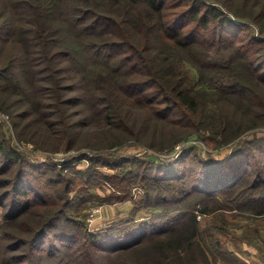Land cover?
<instances>
[{
    "label": "trees",
    "instance_id": "1",
    "mask_svg": "<svg viewBox=\"0 0 264 264\" xmlns=\"http://www.w3.org/2000/svg\"><path fill=\"white\" fill-rule=\"evenodd\" d=\"M242 1L248 4L252 0ZM2 2L7 16L0 23V38H6L7 35L20 44L17 54L11 55L8 63L0 66V76H6L5 83H0L2 99L7 102L9 96L19 89L20 92L15 94H22L29 105L18 116L25 120L34 111L43 120L41 103L35 104L31 96L42 97L46 91L50 100V115L56 118L50 139L56 144L53 148L57 150H72L80 143L82 146L90 144L98 150L90 157L92 161L111 164L115 160V155L112 157L101 154L99 139L95 134L92 135L94 141L87 139L86 131L76 134V121L68 109V99L74 96L66 95V78L63 74L64 71H70V68L79 75L85 89L79 97L74 98L75 102L87 101L92 104V111L99 116V133L120 138L121 143L128 137L144 140L143 128L147 126L144 123L159 124L162 128L167 126L172 130L174 138L171 146L195 134L198 139L221 147L240 137L248 126H264V55L261 53L260 60L255 62V52L263 40L252 34L247 41H243L234 27L242 25L237 20L243 19L245 23L244 17L251 16L263 32L264 25L261 22L264 20V0H253L248 15L239 12L238 18L235 17L237 20L234 19L233 12L238 7L233 9L232 0ZM216 2H222L224 8L215 4ZM254 5L260 6L257 11H254ZM15 59L22 60L19 66L25 77L26 88L16 81L13 83V79L8 77L12 74ZM64 62H69L71 67L63 65ZM37 74L43 77H36ZM148 88L152 90L149 91ZM123 96L135 97V101L129 102L145 110L146 118L141 119L140 123L135 120L133 112L124 109ZM4 100L0 101V105L6 109ZM26 125L22 121L20 130L25 131ZM86 126L85 124L84 128ZM256 139L257 137L236 141L237 144L232 149L233 157L223 161L225 163L206 168L203 173L199 171L198 174H201L194 178L195 181L190 184L191 189H186V192L170 181L183 182L186 174L184 170L152 176L137 166V169L132 170L136 172L132 176L142 175L143 180H152L150 187L156 202L161 204L174 200L172 191L186 194L191 190L192 193L200 192L217 197V194L237 190L236 187L246 179L247 159L240 158L236 161L235 157L243 156L242 153L253 144L264 150V139ZM37 143L41 148H46V143ZM0 154L4 161L0 172L13 165L18 166L10 181L12 190L0 194L2 207L7 206L5 201L11 196L10 206L3 215L5 230L31 210L33 205L29 192H32L35 200H42V204L49 200H43L44 197L31 187L25 177L27 155L15 149L7 139H0ZM153 158L151 156L148 159L152 164ZM148 160L143 163L149 164ZM262 173L264 168L257 172L255 185L249 183L221 202H236L238 207L249 204L252 212L263 214L264 204L254 205L259 200L255 190L260 187L259 193L264 200ZM48 178L46 185L53 184ZM12 192L14 196L11 195ZM44 194L47 195V192L44 191ZM179 198L177 195L176 200ZM251 204L260 207H252ZM167 211L163 209L155 215L150 214L148 219L140 218L116 236L106 233L105 237L113 236L112 239L118 243L121 240L118 245L120 249L112 250L129 251L127 248H137L148 241L161 240L151 244L152 248L139 253L147 250L151 253L150 258L146 261L139 259V263L199 264L201 257L210 261L209 253L215 264H253L222 246L205 249L202 242L205 233L202 234L199 225H196V212L188 218L186 224L176 225L177 217ZM51 216L28 241L31 247L28 257L31 254L30 259L37 261V264H67L65 259H68L66 256L71 251L57 250L55 243L56 238L61 237L60 234H53L55 237L51 239L45 255L38 253L42 237L60 215ZM153 216L154 219L151 220ZM208 235L213 234L208 232ZM196 236L200 237L201 242L195 239ZM3 238L4 233L0 235V264H5L4 259L8 258H5L7 249ZM255 242L258 244L257 240ZM133 250L132 252H136V249ZM24 257H27L26 254L19 256ZM133 263L127 261L125 264Z\"/></svg>",
    "mask_w": 264,
    "mask_h": 264
},
{
    "label": "rangeland",
    "instance_id": "2",
    "mask_svg": "<svg viewBox=\"0 0 264 264\" xmlns=\"http://www.w3.org/2000/svg\"><path fill=\"white\" fill-rule=\"evenodd\" d=\"M252 3L253 0L248 4H245L242 0H232L231 6L233 9L238 7L236 11L233 10L234 19L237 20L235 17L238 16L237 13L239 12L248 15L252 9ZM215 4L224 8L222 2H216ZM254 7V11H257L260 6L254 5ZM0 14L1 23L7 16L2 0H0ZM244 18L246 19L245 23L242 18V20L237 21L245 25H234L235 31L243 41H247L252 34L263 40L260 48L258 47L255 52V62H258L261 53L264 55V31L259 30V24L251 16H245ZM261 25H264V20ZM18 45L20 44L15 39L11 40L10 36L7 37L6 35V38H0V66L7 64L11 55L17 54L19 51ZM21 62V59L13 61L12 74L8 77L13 79V83L16 81L21 87L26 88L25 77L19 66ZM63 65L71 67L69 62H64ZM63 74L66 78V95L69 97L74 96V98L79 97L85 90L79 75L71 68L70 71H64ZM39 76L43 77L40 74H37L36 77ZM4 77L6 76H0L1 85L5 83ZM69 88L73 89L70 90ZM148 89L149 91L152 90V88ZM19 92L18 89L17 92L12 93L7 102L2 99L0 93V101L3 102L4 100L7 104H5L6 109L0 105V139H7L15 149L27 155L24 164L25 177L29 180L31 187L33 186L44 197L43 200L47 199L49 201L42 204V200H35L32 192H29V196L32 198L31 204L33 205L31 210L5 230L3 215L10 206L11 196L5 201L7 203L6 207L0 205V235L4 233L3 243L6 244L7 249L5 258L8 257L4 259L5 264H37V261L30 259L31 254L28 257V250L31 249L28 241L49 216L56 214L60 216L43 236L44 239L42 237L40 241L41 248L38 253L45 255L51 239H53V234H60L61 237L56 238L55 243L57 250L60 249L64 252L69 249L71 251L66 256L68 259H65L67 264H125L127 261L134 262L133 264H142L139 263V259L146 261L147 258H150L151 253L149 250L139 253L152 248L151 244L161 240L148 241L137 248H127L129 251L119 252L112 249H120L118 245L121 240L118 243L115 239H112L113 236L105 237V235L107 233L116 236L117 233H122L140 218L148 219L147 217L150 214L155 215L163 209H167L168 214L177 217L176 225L186 224L191 215L197 211L201 212V217H196V225H199L202 234L205 233L202 240L205 249H215L216 246H222L226 249L227 241L235 232L234 229L238 223L244 222L251 227L250 238L262 241L264 234L260 233L255 226L259 225L258 223L264 224V213L252 212V209L248 207L249 204L238 207L236 202L230 204L221 202L226 201L228 197L245 185L249 183L255 185L257 182V172L264 168V150L263 148L259 149L256 144L249 146L248 150L242 153L243 156L235 157V159L237 158L236 161H239L240 158L247 159L248 172L245 174L246 179L236 187L237 190L217 194V197L207 196L200 192L192 193L191 190L186 194L181 192L178 194L172 191L171 195L174 200L167 204H161L156 202L157 199H155L153 189L150 187L153 181L150 179L143 180L142 175L132 176L136 173L132 170L137 169V166H139L152 176L157 173L184 170L186 174L183 182L180 180L170 181L172 185H176L177 188L186 192V189H191L190 184L195 181L194 178L203 173L206 168L209 169L215 164L218 165L233 157L232 149L237 144L236 141L255 137H257L256 140L264 139V126L256 128L248 126L240 137L232 142L225 143L226 145L221 147L219 144H209L201 138L198 139L195 134L189 135L187 138L180 140L179 143L171 146V141L174 138L171 135L172 130L168 129L167 126L162 128L159 124L144 123L147 124L143 128L142 137L144 140L128 137L124 138V143H121L120 138L116 139L111 134L99 133L100 127L97 124L99 116L92 111V104L87 101L75 102L76 99L69 98L70 108L68 107V109L73 113V119L76 121V134L86 131V133L88 132L87 139L92 141H94L92 135L95 134L99 139L98 145L100 144L101 154L112 155V157L115 155L114 162L105 164V162L90 159L98 152L90 144L82 146V143H80L72 150L53 148L56 144L50 139V136L53 135L52 128H55L53 122L56 118L50 115V108L48 107L50 100L47 92L45 91L42 97L31 96L35 104L39 105L41 103V110L44 114L43 120H40L34 111L25 120L18 116L29 105L26 104L27 102H25L22 94H15ZM123 98L125 100V102L123 101L124 109L134 113L137 123L146 118L145 110L129 102L134 100L135 97H130V99L123 96ZM22 121L27 123L25 131L20 130ZM85 124L87 125L86 128H84ZM37 142L46 143V148H41ZM151 156H154L153 164L148 160ZM144 160H148L149 164L143 163ZM3 163L0 154V170ZM17 167L13 165L0 172V194L6 190L9 192L12 190V182L10 181L18 169ZM199 171L200 174H198ZM262 174L264 177V173ZM47 178L53 184L46 185ZM53 179L61 180L57 182ZM44 191L47 192V195L44 194ZM260 191L261 187L255 190L256 197L259 200L254 205L264 204ZM11 195L14 196L13 192ZM164 195H167V192H164ZM177 195L180 197L179 200H176ZM251 206L260 207L253 206V204ZM94 209H98L99 212L96 214L94 221L90 222V213ZM153 219L154 216L151 220ZM208 232L213 235L209 236ZM195 239L201 242L199 236H196ZM133 249H136V252H132ZM25 254L27 257L19 258V256ZM208 258L210 261L201 257L199 264H215L211 261L212 255L209 253ZM219 264H223V262Z\"/></svg>",
    "mask_w": 264,
    "mask_h": 264
},
{
    "label": "crops",
    "instance_id": "3",
    "mask_svg": "<svg viewBox=\"0 0 264 264\" xmlns=\"http://www.w3.org/2000/svg\"><path fill=\"white\" fill-rule=\"evenodd\" d=\"M257 222V221H256ZM255 222V223H256ZM256 225V229L264 234V224L258 223ZM244 223H238L235 232L232 233L230 238L227 241L226 248L233 251L240 258L253 263V264H264V236L262 237V241H258V244L251 240L250 238V226ZM236 234V235H235ZM242 236H246L247 238H242Z\"/></svg>",
    "mask_w": 264,
    "mask_h": 264
},
{
    "label": "built area",
    "instance_id": "4",
    "mask_svg": "<svg viewBox=\"0 0 264 264\" xmlns=\"http://www.w3.org/2000/svg\"><path fill=\"white\" fill-rule=\"evenodd\" d=\"M99 212V210L98 209H94L90 214V219H89V221L90 222H93L94 221V219H95V216H96V214ZM196 215H197V217L198 218H200L201 217V215H202V213L201 212H199V211H197L196 212Z\"/></svg>",
    "mask_w": 264,
    "mask_h": 264
}]
</instances>
